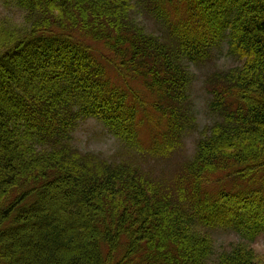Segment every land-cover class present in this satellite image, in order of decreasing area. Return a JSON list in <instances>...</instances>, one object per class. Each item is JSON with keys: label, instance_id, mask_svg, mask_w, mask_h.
Returning <instances> with one entry per match:
<instances>
[{"label": "trees", "instance_id": "obj_1", "mask_svg": "<svg viewBox=\"0 0 264 264\" xmlns=\"http://www.w3.org/2000/svg\"><path fill=\"white\" fill-rule=\"evenodd\" d=\"M13 1L23 24L0 17V264H205L213 241L197 226L238 236L217 264H261L264 0ZM224 46L238 65L206 79L214 121L170 183L73 147L94 119L141 158L179 154L198 125L192 68Z\"/></svg>", "mask_w": 264, "mask_h": 264}, {"label": "rangeland", "instance_id": "obj_2", "mask_svg": "<svg viewBox=\"0 0 264 264\" xmlns=\"http://www.w3.org/2000/svg\"><path fill=\"white\" fill-rule=\"evenodd\" d=\"M23 16V12L17 8L15 1L0 0V17H7L14 24L22 25ZM144 24L149 31H158L155 23L148 17L144 20L143 25ZM214 57L212 62L204 64L197 69L192 68L195 77L192 87L190 88V94L198 125L196 126V132L183 138L184 143L179 154L167 159L156 157H154V159L149 157L141 158V155L138 156V154L137 156H131L126 150V147L118 139L112 136L101 123L93 119L87 120L80 125V128L74 133L72 145L82 152L91 151L94 153H101V156L108 161L122 163L123 161L131 160L142 168L144 173L154 178L165 177L164 184L167 185L171 182L167 178H171L176 172L179 174L181 165L193 158L196 141L199 135L198 133L206 126H210L214 121L208 109L210 97L205 90L206 79L209 75L213 74L215 70L226 71L238 65V60L227 54L225 46L218 51ZM149 127L150 125L148 124V130L143 129L141 134L145 146H147L151 139ZM135 157L136 159H134ZM218 188L219 185L217 186L212 183L209 186L208 192L212 194ZM196 229L202 233L208 234L213 241V255H211L205 264H217L223 250L229 249L232 244L239 240L235 233L225 229H207L203 226H197ZM253 248L257 256L262 260L261 264H264V235L256 239L253 243Z\"/></svg>", "mask_w": 264, "mask_h": 264}]
</instances>
